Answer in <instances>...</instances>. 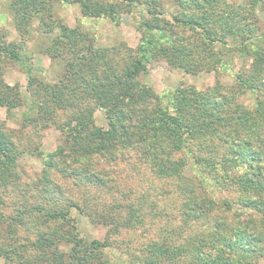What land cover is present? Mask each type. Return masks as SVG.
<instances>
[{"label": "trees", "instance_id": "trees-1", "mask_svg": "<svg viewBox=\"0 0 264 264\" xmlns=\"http://www.w3.org/2000/svg\"><path fill=\"white\" fill-rule=\"evenodd\" d=\"M60 3L76 4L90 21L117 25L118 15L128 14L139 44L135 49L99 46L81 19L70 28L55 14ZM8 7L19 20L20 40L6 44L0 38V107L9 113L21 104L17 85L4 81L3 65L22 62L24 37L36 21L55 33L48 50L62 64L51 84L27 69L26 91L37 116L25 114L22 126L36 131L53 125L61 145L48 154L33 143L21 147L15 132L0 123V208L14 211L8 216L0 212L4 264H254L252 259L264 255V234L248 232L250 220L241 219L243 209L264 215V46H255L264 43V0H11ZM223 37L234 43L231 48L216 47ZM233 52L251 62L233 74L229 87L217 82L200 91L179 84L152 98L139 79L152 60H164L188 75L219 73L229 69ZM95 109L104 113L106 128L94 124ZM132 151L135 173L150 172L155 180L171 181L175 191L191 195L181 215L191 219L192 205L199 217L211 219L214 230L192 249L143 241L133 250L135 238L117 239L118 211L125 207L102 202L106 187L117 185L105 165L126 162ZM24 155L41 160L40 173L26 183L20 200L7 202L4 194L20 179L16 161ZM93 163L105 168L95 172ZM29 189L38 193L31 201ZM221 189L237 195L234 202L242 209L232 221L217 214L218 203L209 196ZM222 205L233 208L230 201ZM73 210L92 227L107 228L105 237L81 236L70 217ZM141 211L130 208L121 227L136 231ZM117 248L123 259L117 255L116 261L112 251Z\"/></svg>", "mask_w": 264, "mask_h": 264}, {"label": "rangeland", "instance_id": "rangeland-1", "mask_svg": "<svg viewBox=\"0 0 264 264\" xmlns=\"http://www.w3.org/2000/svg\"><path fill=\"white\" fill-rule=\"evenodd\" d=\"M226 1L233 3V1L242 2L243 0ZM249 1L247 0V2ZM10 2L11 0H0V38L6 44L20 40V36L15 28L16 24H19V20H14V16L10 13L8 7ZM60 5L55 6V14L70 28L75 27L77 20L81 19L84 30L90 31L91 35L95 36L99 46L110 47L124 44L125 47L135 49L139 44L140 34L136 31L132 18L128 14L120 13L116 25L115 22L107 19L88 20L82 16L76 4L66 5L60 3ZM28 27V35L24 37L21 53L23 56L22 62L3 65L4 81L9 86L17 85L22 97L21 104L17 109L9 113L4 107H0V123L3 124L4 128L15 132L14 135L19 137L18 140L22 144L20 145L21 147H33L31 145L33 143L38 145V149L41 152L48 154L61 145V135L56 127L50 125L47 128H38L36 131H33L30 125L26 127L22 126L25 124V114L31 118L37 116L36 112L31 109L32 104L26 91L28 81L27 69L30 68L29 72L33 78L45 83H52L57 80L62 63L59 60H54L50 55L51 51L48 50L51 42L50 39H52L55 33L49 34L45 32L36 21L30 23ZM232 44L234 43L228 37H223L216 43V47L222 45L219 49L223 46L231 48ZM255 46H264V43L255 44ZM222 51L224 53L227 52L225 49H222ZM250 62L251 59L245 54H234L233 52L232 61L231 63L229 62V69L219 71V73L202 71L197 75H188L170 68L164 60H152L149 64L145 65V74L139 76V79L146 86L149 97L152 98L171 93L179 84L190 85L197 90L204 91L216 87L218 83L225 87L233 85L235 82L233 74L237 73V70L243 68V66L249 68ZM245 101L246 103L248 102V100L244 99ZM93 120L97 127L106 128L107 121L101 110H94ZM134 153L135 151H132L131 155L129 154V159L126 162H118L114 165L102 163L106 164L105 167L111 171V176L117 181L116 187L113 184L106 187L108 194H105L102 202L110 207L113 205L125 207L124 211H118L120 215L116 225H119L117 230L119 229L120 235H116L117 239L128 241V239L135 238L136 242L133 241L132 243L133 250H138L142 246L141 242L143 241L148 243L156 242L168 246L172 245V248L173 246L184 247L187 251L192 249L191 246L198 244L204 234H208V232L214 230L211 219L199 217L198 211L200 210L192 205H190L192 211H189L191 219H187V216L181 215L182 204L187 202L191 195L175 191L174 184L171 181L165 180L166 182H160L155 180L150 172L141 170L140 173L138 171V174L135 173L131 167V164L135 161ZM141 164L142 168L146 170L147 167L144 162ZM16 168V173L20 179L17 182L15 181L16 183L10 184L6 190L4 197L7 199V202L21 199V194L26 183L30 184L39 175L41 160L34 156L24 155L16 161ZM104 168L96 163L93 166L95 172H99L100 170L102 172ZM67 186H70V183H67ZM161 189L164 192H161ZM77 191L73 192L74 198L78 194ZM27 194H30L28 199L31 201L33 198H36L38 193L29 189ZM209 196L218 203L217 210H220V212H217V214H221L228 221H232L238 215L237 211L241 212L242 210L234 202L237 195H234L229 189L214 190L213 194H209ZM223 201H230L233 208L227 211L222 205ZM138 207H141L142 211L137 213L141 215H138V223H134L136 231L122 228L121 224L125 218H128L130 208L137 209ZM0 212L7 216L14 213L12 207L6 209L0 208ZM124 212L125 215H121ZM161 213L166 215L156 217V214L159 215ZM242 213L241 219L250 220V224L252 225L246 228L248 232H251L253 235L258 234V236L264 234V215H257L244 209ZM205 215L209 216L208 214ZM70 217L75 220L81 236L87 239L99 240L105 237L107 228L100 225L92 227L88 224L87 218L82 216L79 211L73 210ZM120 251L119 248L112 251V256L116 257V261L118 260L117 255L123 259ZM253 262L254 264H264V255L255 259V261L252 259ZM4 263V260L0 257V264Z\"/></svg>", "mask_w": 264, "mask_h": 264}]
</instances>
